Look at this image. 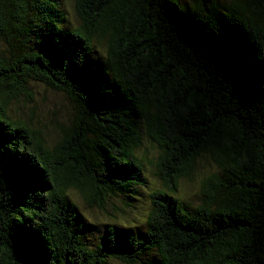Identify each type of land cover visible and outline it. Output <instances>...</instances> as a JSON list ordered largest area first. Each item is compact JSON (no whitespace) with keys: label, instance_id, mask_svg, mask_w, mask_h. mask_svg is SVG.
<instances>
[{"label":"trees","instance_id":"trees-1","mask_svg":"<svg viewBox=\"0 0 264 264\" xmlns=\"http://www.w3.org/2000/svg\"><path fill=\"white\" fill-rule=\"evenodd\" d=\"M75 9L69 28L60 0H0V264H264V0ZM33 83L71 107L56 145L8 115ZM144 141L161 182L146 228L91 221L68 189L92 210L127 198ZM206 156L188 210L173 194Z\"/></svg>","mask_w":264,"mask_h":264},{"label":"rangeland","instance_id":"rangeland-1","mask_svg":"<svg viewBox=\"0 0 264 264\" xmlns=\"http://www.w3.org/2000/svg\"><path fill=\"white\" fill-rule=\"evenodd\" d=\"M194 0H181L183 4H192ZM61 8L64 10V25L73 28L79 24L76 15L75 0H60ZM4 44L0 42V49ZM95 48L99 55H103V42H95ZM7 112L12 119L28 120L33 118L35 129L42 136L45 145H56L62 137L59 126L67 125L71 117V107L65 97L56 91H51L41 85L31 84L25 93L13 100ZM135 155L141 160L147 183L143 187H134L126 197H112L106 204V210H92L87 207L78 192L70 188L67 193L79 210L91 221L98 224L119 223L128 226L129 230H144L146 228V217L151 208L150 194L161 186V182L155 177V162L158 156L156 146L144 141L142 146L135 150ZM213 166L208 157H203L197 163L190 177L180 180L179 188L173 196L181 202L188 210L200 205L203 181L209 176ZM136 188L137 194L133 195ZM106 211V212H105ZM116 221V222H115ZM134 231V232H135ZM92 239V238H91ZM91 243L90 241H88ZM146 264H156L147 256Z\"/></svg>","mask_w":264,"mask_h":264}]
</instances>
